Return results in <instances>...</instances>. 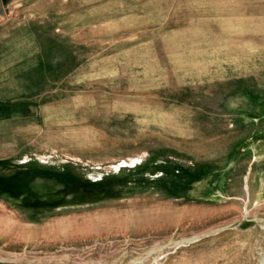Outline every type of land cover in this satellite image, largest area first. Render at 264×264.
<instances>
[{
    "label": "rangeland",
    "instance_id": "rangeland-1",
    "mask_svg": "<svg viewBox=\"0 0 264 264\" xmlns=\"http://www.w3.org/2000/svg\"><path fill=\"white\" fill-rule=\"evenodd\" d=\"M0 1V264H264V0Z\"/></svg>",
    "mask_w": 264,
    "mask_h": 264
},
{
    "label": "water",
    "instance_id": "water-1",
    "mask_svg": "<svg viewBox=\"0 0 264 264\" xmlns=\"http://www.w3.org/2000/svg\"><path fill=\"white\" fill-rule=\"evenodd\" d=\"M3 14V10H2V2L0 1V16Z\"/></svg>",
    "mask_w": 264,
    "mask_h": 264
}]
</instances>
